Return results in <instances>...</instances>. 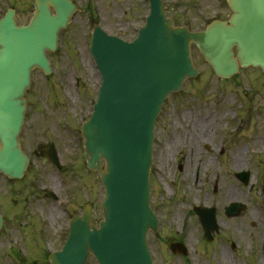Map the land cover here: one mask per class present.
<instances>
[{"label":"water","instance_id":"95a60500","mask_svg":"<svg viewBox=\"0 0 264 264\" xmlns=\"http://www.w3.org/2000/svg\"><path fill=\"white\" fill-rule=\"evenodd\" d=\"M150 2L146 24L132 42L101 31L92 38L103 81L82 135L88 167L105 187L103 219L96 227L85 206L50 264H85L90 254L98 264H151L145 237L157 225L148 206L153 122L167 94L197 73L191 43L223 78L237 73L238 64L264 68V0H227L230 18L196 32L173 27L160 0ZM34 7L27 26H15L11 15L0 20V172L12 178L21 177L28 162L17 136L30 71L38 66L48 72L45 50L55 47L74 11L69 0H36Z\"/></svg>","mask_w":264,"mask_h":264},{"label":"rangeland","instance_id":"374dc122","mask_svg":"<svg viewBox=\"0 0 264 264\" xmlns=\"http://www.w3.org/2000/svg\"><path fill=\"white\" fill-rule=\"evenodd\" d=\"M9 1L0 0V13L5 9L6 4L10 3ZM13 1L18 11L17 21L25 22L31 11V0ZM74 1L80 9L73 14L66 30L60 33L58 49L49 55L52 64L50 76L43 75L38 69L34 70L27 91L28 108L20 140L23 149L30 154L32 162L20 180H7L0 174V212L5 217L0 229V264H33L34 262L48 264L43 259L45 249L46 252L53 249L60 243V237L63 240L66 235L65 215L59 210L62 206L60 201L65 198L78 196L76 202L78 205L86 201L90 195L94 202V221L101 218L99 201L103 195L102 186L97 174L90 173L85 166L80 137V125L89 116L100 82V75L88 51L90 26L85 4L89 3L93 12L95 8L99 9L98 12L102 16L100 18L102 21L99 23L111 31L123 26L127 20L133 21L136 11L144 13L146 5L144 3L140 5L137 0L139 6L136 7L131 6V1L127 0ZM178 17L184 20L179 15ZM196 24L193 23L192 26ZM192 57L199 74L194 80L189 79L184 82L179 92L171 93L164 100L157 122L159 137L157 144L171 149L174 153L172 157H178L182 163L183 135L193 127L191 125L185 129L184 120L188 117L195 120L194 114L184 113L189 108L191 111L199 110L196 120H201L203 126L201 131L194 129L192 139L195 138V142L217 143L221 136L225 137L227 134L229 136L226 139L227 164L232 163L231 156L238 152L239 162L236 168H240L244 161L245 148L252 152L251 149L260 146L264 136L259 135L257 142L253 141L250 146L244 147L252 140L249 137L250 129L247 127V121L239 132H231V127L235 126L237 118L231 108L238 107L240 111L243 109L241 104L237 103L239 100L236 97L241 90L244 92L243 86H246L247 75L250 72L243 71L236 78L237 81L234 79L235 81L224 83L218 81L194 46H192ZM239 81L241 86H237ZM46 142L55 144L61 163L64 165L63 171L59 172L47 160L33 153L38 146ZM206 161L201 166L199 184H193L189 177L193 165H189L186 171H177V173L174 165L154 167L157 172L154 173L157 185L155 184L153 192L152 207L161 218V230L159 239L150 233L147 242L154 251V258L158 264H184L183 258L169 253L164 238L168 240L171 235L175 236L178 230H181L183 223L188 228L194 229L197 223L195 216L185 215L191 206L200 200L211 201L212 197L219 196V201L223 203L231 198L225 193L230 186L226 174L230 165L217 167L220 176H218L217 193L213 196L211 186L214 179L213 170L216 166L204 168ZM48 190L59 194L57 201H51L46 197L44 192ZM236 192L237 194L239 192L242 198L247 197L242 186H239ZM245 218L229 221L231 225L238 227L235 231L237 237L243 234V228L249 227ZM255 227H259V224H255ZM195 241L189 240L193 244L189 245L190 260L193 264H210L208 261H199L198 250L194 249ZM260 261L261 257H257L254 264L256 262L260 264ZM86 264H96V262L90 257ZM242 264L252 263L245 261Z\"/></svg>","mask_w":264,"mask_h":264},{"label":"flooded vegetation","instance_id":"af4514ba","mask_svg":"<svg viewBox=\"0 0 264 264\" xmlns=\"http://www.w3.org/2000/svg\"><path fill=\"white\" fill-rule=\"evenodd\" d=\"M127 1H131V6L134 7L139 6L138 3L140 5L143 3L147 5V0H137L138 3L136 0ZM163 4L166 14L173 19L174 24L186 25L188 28H191L193 23H197L194 28L204 27L211 19H226L230 15V10L225 0H163ZM177 11L179 14H177ZM136 12L133 21L127 20L123 26L115 28L117 34L123 37H132L137 33L145 13ZM178 15L184 20L179 18ZM108 31L112 32L111 30ZM249 69L248 84L250 89L247 94L242 116H240V125L244 128L245 121H247V127L250 129L249 137L252 140L249 144L244 145V147L250 146L253 141L257 142L259 135H264V72L258 68L251 67ZM198 111H191L189 108L184 113L194 114L195 120L192 117L184 120L185 129H188L191 125L193 127L183 135L184 142L181 144L182 163L178 160V157H172L174 153L171 152V149H167V147L161 146L157 142L153 152L154 162L156 167L165 165L172 167L174 165L175 173L182 170L186 171L189 165H193L189 177L193 184H199L201 181V166L207 160L204 168L213 165L216 166L213 170V183H215L217 189L218 176H220L217 167L227 166L229 164H227L228 158L225 150L227 143L195 142V138L192 139L194 129L196 128L201 131L203 126L201 120H196L197 115H199ZM238 123V118H236L234 125H238ZM262 140L260 146L251 149L252 152L246 150V148L243 152L244 161L242 165L248 166L250 172L249 181L246 185L250 190L247 192L245 199V209L238 215L229 216L225 211V207L230 201L228 200L223 203L219 201L218 197L213 205L217 220L216 228L210 233H206L204 226L197 224L194 229L187 230L188 235H186L185 240L186 238L187 240L197 239L199 261H208L210 264L211 262L214 264H242L245 261H249L254 264L255 258L261 257L260 264H264V136ZM217 150L220 155L217 154ZM179 153L180 150L178 151ZM237 154L238 152L234 156H231L232 163L229 164L231 170L227 171L230 186L225 190V193L231 197V201L238 200V194L236 192L238 190V170L236 166L239 159ZM255 174L257 175V181L253 183L252 179ZM215 191L217 193V190ZM256 194H260V196ZM242 217H246L245 219L248 220L246 224L249 227L243 228V234L237 237L235 231L238 227L231 225L229 221H235ZM255 224H259V227H255ZM242 230L240 229V233H242ZM158 233H156V236H158ZM240 238H245V242ZM180 239L184 240L182 237ZM164 241L167 242L166 239ZM174 241H179V239Z\"/></svg>","mask_w":264,"mask_h":264}]
</instances>
